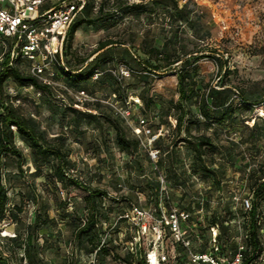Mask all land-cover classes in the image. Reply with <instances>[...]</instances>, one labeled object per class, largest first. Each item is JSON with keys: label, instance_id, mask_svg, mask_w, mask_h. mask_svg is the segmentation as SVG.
Masks as SVG:
<instances>
[{"label": "rangeland", "instance_id": "374dc122", "mask_svg": "<svg viewBox=\"0 0 264 264\" xmlns=\"http://www.w3.org/2000/svg\"><path fill=\"white\" fill-rule=\"evenodd\" d=\"M64 1L71 2L45 0L46 8L58 6ZM101 1L97 0V8L92 16L83 11L78 18L85 16L93 19ZM145 2L150 8L153 7L152 0H129L131 4ZM176 3L179 5L177 9ZM166 5L169 7L166 8ZM181 5L182 0H165L164 6L158 7L153 15L144 13L137 17L132 14L125 19L118 14L108 23L109 28L89 26L85 31L77 32L68 46L69 65L78 71L84 66V59L91 61L96 56L102 40L124 42L145 59L150 56L142 52V47L149 50L151 47L163 48L167 44L182 59L172 70H151L134 61L128 65L120 50L125 47H115L110 48L115 61L107 66V70H102L105 71L101 76L103 81L84 79V72L77 74L79 82L73 85L64 78L56 77L58 86L53 89L54 96L33 86H20L13 79L5 83L6 95L14 99L15 105L41 121L51 137L63 135L68 138L74 163L71 174L91 188L107 193L104 201L109 213L107 223L99 228L100 238L103 242L108 235V239H112L109 246L113 252L123 256L127 243L137 235L138 229L146 225L148 230L142 236V246L146 250L151 249L154 243L165 250L173 246L171 235L157 238L152 231L160 219L159 207H168L162 189L155 190L156 181L162 185V176L166 178L170 191L171 206L189 215L182 223L189 230L193 248L198 252L211 251L213 228L218 230L221 237L218 242L223 245L227 255L245 245L250 217L249 210L243 207V201L247 198L257 205L256 217L264 241V193L259 198L254 193L257 184L264 180V115L259 106H255L252 112L243 106L242 97L236 92L238 89L247 95L264 97V0H191L188 4L193 11L191 23L180 21L178 11ZM2 53L4 49L0 48ZM5 56L0 61V67ZM216 59L220 61L216 62ZM185 60L189 69L195 63L198 65L192 82L196 90L212 93L210 102L216 107L231 102L235 107L234 122L212 124L209 130L202 126L201 132L212 136L217 146L213 154L215 162L211 164L210 159L206 158L208 166L219 171L216 180L207 174L194 173L187 144L180 143L176 153L170 156L162 152L160 157L165 165L161 166L152 162L143 143L138 153L122 151L117 145L115 130H107L110 127L108 123L102 130L89 119L67 110L58 99L63 86L70 85L74 90L85 89L98 100L90 104L99 102L110 107L105 101H124L130 97H139L144 104L141 96L144 93L146 98L157 101L155 95H161L165 107L169 109L179 99L175 74ZM19 66L24 73H30L31 63H20ZM130 67L137 76L132 71L130 76H122L120 69L130 70ZM227 68L232 74L226 73ZM110 69L117 74L109 72ZM160 109V106L154 109L144 104L143 108L137 110V115L148 119L154 131L163 129V136L167 137L175 128L176 119L162 114ZM193 110L198 112L195 106ZM255 116L258 117L259 126L253 131ZM126 125L129 136L139 139ZM194 133H197L195 129ZM143 141L146 139L143 138ZM17 144L28 154L26 144L20 139H17ZM169 149L173 150V147ZM24 169L29 171L28 175L19 172L14 158L9 159L5 183L9 188L10 210L0 223V239L16 234L26 237V227L34 221L41 205L45 204L54 219L40 232L45 264H124L113 255L107 258L88 257L87 251L80 252L73 241V219L65 215L78 209L79 216L84 218L86 212L82 197L87 191L79 188L65 190L60 186L54 188L45 177L47 168H44L43 175L35 177L32 174L35 167L30 161L24 163ZM62 203L68 204L66 210L61 209ZM15 205L22 206L23 212L17 214ZM133 207L145 208L152 217L140 223V226L136 225L132 218L125 217ZM217 222L219 227L212 226ZM253 264H264V252Z\"/></svg>", "mask_w": 264, "mask_h": 264}, {"label": "trees", "instance_id": "16d2710c", "mask_svg": "<svg viewBox=\"0 0 264 264\" xmlns=\"http://www.w3.org/2000/svg\"><path fill=\"white\" fill-rule=\"evenodd\" d=\"M164 2L165 0H152L153 7L150 8L147 3L131 4L129 0H102L98 5V11L93 19H89L85 16L79 19L78 16L83 11L86 12L88 16H92L94 10L97 8V0H86L83 10L78 14L70 29L65 44V59L70 71L60 72L58 77L66 79L73 85L79 82L77 74L84 72V79L94 80L93 77L97 71L101 72L102 70H107V66L115 61V56L110 48L123 47L120 44H125L124 42L111 39L100 41L98 50L95 53L96 56L91 61L87 58L84 59V66L80 70L75 71L70 67L68 62V46L73 42L77 32L85 31L89 26L94 25H99L102 29L109 28L110 24L108 23L115 19L118 14L123 18H127L132 14H135L137 17H140L144 13L152 15L158 7L164 6ZM190 2L191 1L183 3L180 7L181 9L178 11L181 22L191 23L193 21L191 17L193 11L189 9L188 5ZM165 7L168 8L169 5ZM49 8H46L45 2L42 10ZM177 8H179V5L176 3L175 9ZM120 50L126 64L130 65L131 61H134L151 70H159L161 68L172 70L177 63L182 61V59L177 56V52H172L167 44H165L163 48L151 47L149 50L142 47V52L150 56L148 59L143 58L140 54H136L128 47ZM218 61L220 60L216 59V62ZM20 63L30 64L29 61L21 58L10 62V58L6 56L0 67V106L3 105L0 111V223L10 210L9 188L5 183L8 176V161L10 158H14L19 172L24 175L29 174V171H25L24 169V163L30 161L35 167V171L32 173L35 177L43 175L44 168H47L45 177L47 182L53 185L54 188L58 189V186H60L65 190L79 188L87 191V194L82 197V204H85L83 209L85 208L86 212L84 218L79 216L78 209H76L74 213L65 215L73 219L71 223L74 227L73 241L76 243L80 252L87 251L86 255L88 257L92 256L96 251L97 257L107 258L113 255L114 258L122 260L124 264H149L147 259L148 250L142 245L135 252H132L127 245L126 253L123 256L119 253H114L109 246L112 239L109 240L107 237L105 243L102 244L99 228L104 223H107V214L109 211H107L104 201L107 193L91 188L85 182L81 181L79 177L71 174L74 163L71 159L67 137L63 135L51 137L41 121L25 112L22 107L15 105L14 99L6 95L5 83L9 79H13L20 86H33L38 90L46 91L54 96L51 87L44 85L37 77L31 75V73H24L20 69ZM181 64L182 67L175 74L178 78L179 99L173 107L167 109L161 95H155L158 101L155 98H146L144 93L141 95L147 107L156 109L157 106H160L162 107V109H160L162 114L167 117L173 116L176 119L175 128L172 129L167 137L162 135L156 146L161 149V153L167 152V155L170 156V154L173 155L176 153L180 143L187 144L189 149L188 156L193 160L192 167L194 173L200 172V174H207V176L213 177L216 180L219 171L218 169L208 166L206 158L210 159L211 164L215 162L213 154L217 146L212 136L201 132L202 126H205L206 130H209L212 124L222 125L226 122H234L236 120L235 107L233 102L218 107L213 105L210 102V99L213 98L212 93L206 91L199 92L192 85L194 76L198 72V65L195 63L191 66L192 69H189L187 60L183 61ZM130 70L137 76L134 69L130 67ZM226 73L228 75L232 74L228 68ZM99 79L101 81L104 80L101 76L97 80ZM236 92L241 95L243 106L249 108L251 112L255 110V106H259L264 115V97H262V95L251 96L238 89H236ZM69 100L71 101L70 105H67L59 99L60 103L67 110L82 115L84 119H89L92 124L98 125L102 130L105 129V124L108 123L110 127L107 130H115L116 142L122 151L128 154H135L140 151V139L129 136L126 121L117 115L111 106L105 107L99 102L95 104L88 103L79 105L73 102L71 98H69ZM116 101L125 103L126 100ZM144 104L142 106H134V119L141 117L137 115V110L143 108ZM194 106L198 109V112L193 110ZM254 121L252 130L256 131L259 126L257 116L254 117ZM194 129L197 133H194ZM167 132H169V130ZM182 135H184V137H182ZM17 139H20L26 144L28 147V154H25L24 149L17 144ZM170 147H173V150L169 149ZM158 163L161 166L165 165V161L164 159L161 160V157ZM262 179H264V177ZM161 188L162 185L160 182L156 181L155 190L159 191ZM254 193L258 198L264 193V180L257 184ZM157 203H159V201H157ZM251 203L252 208L248 211L250 218L247 227L249 230L246 235V243L242 245L244 248L242 251V264H253L264 252V241L256 217L257 205L252 201ZM62 206L61 209L66 210L68 204L62 203ZM158 206L160 205L158 204ZM14 208L17 214L23 212L22 206L15 205ZM53 221L54 219L50 216L47 206L42 204L34 221L26 227V237L23 238L21 234H16L14 237L0 239V264H15L16 262L19 264H23L24 262H26V264H45V260L41 253L40 232L51 225ZM221 225H223V223H221ZM212 226L219 227L220 224L217 222ZM166 229V236L171 235L168 230L169 228L166 227ZM220 238V235H218L217 240L219 241ZM116 240L117 239H115V241ZM132 240L133 238H131V241ZM127 244H129V242ZM218 244L221 249V255L230 258L240 249L238 248L237 251L231 255H227L223 245L219 242ZM193 250L197 253H204L198 252L194 248ZM21 251L23 254L22 257H20ZM67 264L76 263L68 262ZM167 264H190L187 251L181 244L175 245L172 261Z\"/></svg>", "mask_w": 264, "mask_h": 264}, {"label": "built area", "instance_id": "2783aa9c", "mask_svg": "<svg viewBox=\"0 0 264 264\" xmlns=\"http://www.w3.org/2000/svg\"><path fill=\"white\" fill-rule=\"evenodd\" d=\"M188 1L191 0H182L183 3ZM192 1L198 2L199 0ZM44 4L45 0H0V48L4 49V53L0 54V61L5 55L10 58V62L18 58L29 61L31 75L37 77L44 85L56 89L58 85L55 78L59 76L60 72L70 71L65 59V44L70 29L78 14L83 10L86 0L64 1L58 6L42 10ZM109 72L117 74L115 70L110 69ZM120 73L122 76H130L131 70L121 68ZM103 74V71H97L93 79L97 80ZM58 98L67 105H70L71 102L69 98L79 105L98 101L85 89L74 90L67 85L63 86V91L58 95ZM105 102L126 121L133 133L143 143L152 162L158 163L161 149L156 144L163 135V129L156 132L150 127L148 119L145 117L133 118L134 106L143 105L141 98L130 97L125 103L116 100ZM143 138L146 141H143ZM161 179V189L164 198L168 201V207L160 206V219L157 220L152 231L157 235V238H160L167 234L166 227H168L173 238V246L165 250L154 243L152 248L147 251L149 264L171 262L176 244H181L185 248L190 264H242L243 246L232 258L221 255L217 240L218 230L215 228H213L214 244L211 251L197 253L193 250L189 230L185 229L182 223L189 215L179 212L177 208L171 206L166 178L162 176ZM243 207L251 210V199H244ZM125 217L132 218L136 225L140 226V223L147 221L149 217H152V214L145 208L133 207ZM147 228L146 225L142 229H138L137 235L129 242L128 246L132 252L137 251L142 245V236L147 232ZM107 237L108 235L105 236L102 244L105 243ZM96 253L92 256L96 257Z\"/></svg>", "mask_w": 264, "mask_h": 264}, {"label": "crops", "instance_id": "0c3cea01", "mask_svg": "<svg viewBox=\"0 0 264 264\" xmlns=\"http://www.w3.org/2000/svg\"><path fill=\"white\" fill-rule=\"evenodd\" d=\"M145 4H146V2H145ZM153 15V14H152ZM125 19H127V18H125ZM117 45V44H116ZM121 46H123V47H128V46H126V45H123V44H120ZM129 48V47H128Z\"/></svg>", "mask_w": 264, "mask_h": 264}]
</instances>
